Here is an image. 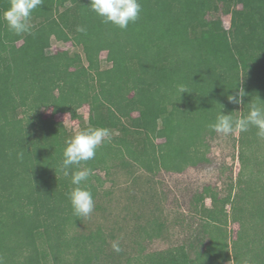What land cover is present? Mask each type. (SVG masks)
<instances>
[{"label":"trees","instance_id":"trees-1","mask_svg":"<svg viewBox=\"0 0 264 264\" xmlns=\"http://www.w3.org/2000/svg\"><path fill=\"white\" fill-rule=\"evenodd\" d=\"M140 3L139 19L122 30L103 23L90 9V0H42L31 15L32 34L16 35L2 19L11 0H0L4 264H123L102 256L108 240L101 230L75 229L81 217L73 214L67 195L70 177L61 171L65 141L71 136L55 114L80 118L79 109L88 104L82 130L103 127L111 132L95 158L82 162L92 169L86 186L94 198L100 180L96 171L111 164L132 161L156 174L210 163L209 140L217 133L208 125L217 114L242 118L253 99L264 100V0ZM221 7L231 13L230 28L220 15H211ZM78 26L86 31H77ZM53 37L72 41L82 53L51 51ZM102 51L111 57L110 67H101ZM239 87L246 93L244 103H230L227 97ZM47 108H52L50 117L43 113ZM257 131L250 127L240 132L245 166L248 152L253 155L255 145L262 144ZM237 184V191L231 186L226 195L205 186L193 196L182 242L142 251L126 264H242L245 259L264 264V175L251 173ZM229 215L240 223L232 244L226 229ZM160 225L153 221L154 234Z\"/></svg>","mask_w":264,"mask_h":264},{"label":"rangeland","instance_id":"rangeland-1","mask_svg":"<svg viewBox=\"0 0 264 264\" xmlns=\"http://www.w3.org/2000/svg\"><path fill=\"white\" fill-rule=\"evenodd\" d=\"M217 14L222 17L225 27L230 28V11L221 7L211 13L212 16ZM51 43V51L69 49L82 53L81 46H75L72 41L61 42L53 37ZM19 47L26 49L23 41L19 42ZM100 64L102 68L111 66L112 59L107 51L100 53ZM43 113L46 117L52 116V108L44 109ZM89 113V105L84 104L79 109L80 118L69 112H60L54 117L63 122L72 137L82 130ZM239 137L240 132L227 136L217 133L209 140L210 163L187 167L182 172L162 170L156 174L149 173L132 161L127 165L118 162L111 164L110 169L97 170L100 180L93 198L94 211L88 217H81L75 229L82 233L101 230L108 240L102 256L123 264L129 257L134 263L142 251L163 249L182 242L188 230L191 201L196 193L207 185L220 195H226L234 186V193L238 189L237 180L243 176L251 173L264 175V139H261L259 147L255 145L253 155L248 152L250 157L245 166V161L240 158ZM206 204H211L210 198L206 199ZM227 209L231 214L230 204ZM196 219H199L198 215ZM153 221L161 223V231L157 234L152 229ZM226 229L232 244L238 237L239 221L229 215ZM113 242H118L122 251L115 252ZM228 264H233V261Z\"/></svg>","mask_w":264,"mask_h":264},{"label":"clouds","instance_id":"clouds-1","mask_svg":"<svg viewBox=\"0 0 264 264\" xmlns=\"http://www.w3.org/2000/svg\"><path fill=\"white\" fill-rule=\"evenodd\" d=\"M42 0H11L10 7L3 12L2 19L7 23L10 31L16 35L32 34L31 15L33 10L40 6ZM90 9L101 18L103 23H111L116 27L126 30L130 23H135L142 11L140 0H90ZM77 31L85 32L82 26ZM243 83V82H242ZM241 83V84H242ZM185 93L183 87L179 89ZM246 93L239 87L236 94L227 97L230 103L242 105ZM259 101L257 103L256 101ZM248 105V112L242 118H234L231 114L222 111L216 116L214 122L208 127L224 136L235 132H247L250 127H255L257 136L264 139V100L257 97ZM111 139V132L107 128H86L65 141L61 171L64 176L70 177V189L67 193L73 214L77 217H88L94 211L95 203L91 190L86 186L92 169L84 167L82 162L95 158L96 150L105 140ZM24 153H18L23 158ZM115 252L122 251L118 242H113ZM0 264H4L0 259ZM242 264H248L245 259Z\"/></svg>","mask_w":264,"mask_h":264}]
</instances>
